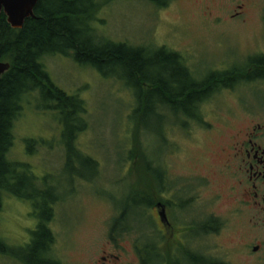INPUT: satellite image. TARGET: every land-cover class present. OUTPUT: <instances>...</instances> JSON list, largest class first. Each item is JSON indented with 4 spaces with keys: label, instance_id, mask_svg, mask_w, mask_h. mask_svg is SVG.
<instances>
[{
    "label": "rangeland",
    "instance_id": "1",
    "mask_svg": "<svg viewBox=\"0 0 264 264\" xmlns=\"http://www.w3.org/2000/svg\"><path fill=\"white\" fill-rule=\"evenodd\" d=\"M98 3L89 24L99 44L110 40L127 49L148 51L164 46L182 54L190 68L196 67L203 76L213 69L220 71L223 60L244 63L241 53L257 39L264 46L262 4L250 9L246 22L234 23L217 19L215 0H169L162 8L148 0L94 1ZM41 61L55 86L82 101L77 121L71 132L66 131L59 111L34 91L24 98L14 122L7 157L22 164L20 170H27L37 187L52 197L54 252L63 263L86 260L109 234L126 241L146 238L148 213L137 215L140 209L128 199L147 200L142 185L147 184L142 160L147 157L160 162L167 159L176 183L181 176L194 173L215 179L202 188L200 203L205 210L211 206L209 211L214 210L221 223L216 232L202 237L204 246H214L217 264H264V204L233 213L234 195L228 196L231 181L217 174L222 165L218 152L235 137H242L249 120L261 125L264 143V81L259 86L236 79L233 91L214 93L203 103L202 123L161 106L152 115L140 116L144 125L136 132L131 119L136 98L120 68L113 66L101 74L61 54L45 55ZM66 141L72 142L69 162ZM135 149L143 157L131 158ZM214 191L218 195L213 205ZM127 205L128 221L136 225L110 233V226ZM47 206L42 196L31 201L4 195L0 239L9 252L0 253V264H23L17 257ZM122 245L129 247L128 242Z\"/></svg>",
    "mask_w": 264,
    "mask_h": 264
},
{
    "label": "trees",
    "instance_id": "2",
    "mask_svg": "<svg viewBox=\"0 0 264 264\" xmlns=\"http://www.w3.org/2000/svg\"><path fill=\"white\" fill-rule=\"evenodd\" d=\"M94 1L38 0L34 17L26 18L21 28H13L6 15L3 12L0 14V62L10 64L0 79V211L5 194L31 201L36 196H42L44 205L48 204L42 220L31 232L30 242L17 257L23 264H51L45 258V252L50 238L46 223L51 214L49 204L53 200L37 187L36 179L27 170H20L22 164L7 157L13 145L14 122L23 108L24 98L37 91L44 102L51 103L59 111L66 131L71 132L82 103L76 95L70 96L52 83L41 61L45 55L72 56L76 63L90 65L101 74L113 66L120 68L128 79L127 85L133 90V96L135 94L136 105L131 119L135 121L136 132L140 125H144L140 116L152 115L161 106H169L175 115L187 114V120L204 122L202 115L192 114L191 111L195 107L198 110L200 102L218 87L212 80L229 75L233 79L240 78L236 71H232L208 75L197 82L183 66L184 61L179 53L166 47H155L148 51L142 48L127 49L125 44L110 40L99 44L89 24L100 6ZM148 1L162 6L169 0ZM163 94L169 95V99L163 101ZM153 103L155 106L152 108ZM134 138L137 142L136 136ZM65 143L69 162L72 142ZM137 151L132 150L131 158L143 157ZM142 185L145 188V183ZM135 200L134 197L128 199ZM8 252L9 247L0 239V253Z\"/></svg>",
    "mask_w": 264,
    "mask_h": 264
},
{
    "label": "flooded vegetation",
    "instance_id": "3",
    "mask_svg": "<svg viewBox=\"0 0 264 264\" xmlns=\"http://www.w3.org/2000/svg\"><path fill=\"white\" fill-rule=\"evenodd\" d=\"M215 1L219 11L217 19L221 22L223 20L234 23L246 22V16L251 8L264 5V0ZM168 4L165 2L161 8ZM262 22L264 23V16ZM179 55L184 61L183 66L189 70L190 77L197 82L202 81L208 75L232 71H236L240 77L237 78V82L254 83L261 86L259 81H264V46L260 44L258 39L253 46L241 53L244 63L223 60L221 67L224 68L220 67V71L213 69L214 71L204 76L198 73L196 67L195 69L190 68L182 54L179 53ZM232 79L233 77L230 75L227 78L224 76L220 80L213 79L212 83L218 87L200 102L198 110L195 107V110L191 111L192 114L197 113L203 117L202 106L207 99L219 90L233 91L237 82H235L236 79ZM169 97V95L163 94V101ZM202 98L203 96L200 99ZM180 116L184 119L187 114L180 113ZM260 129V124L249 120L242 137H235V141L218 152V155H222V165L217 174L231 181L228 186V191H230L228 196L234 195L235 208L233 213L244 211L246 207L255 208L264 204V195L262 194L264 187V143ZM143 161L145 162L143 174L147 179V184L145 182L142 184L145 183L144 189L147 193V200L143 202V199H136L128 202H134V206L140 209L141 212L137 215L141 214V217H145L143 211L148 213V219H144L148 228L146 238L126 241L114 239L115 233L109 234L107 240L96 249L94 254L86 260L80 261L79 264H217L214 246H204L202 237L204 233L213 234L216 232L221 223L214 215L215 211H209L211 206L205 210L206 208L204 209L200 203L202 188L210 186V183L214 184L215 179L208 177V175L194 173L189 177L179 175L182 180L176 183V180L173 179L176 174L172 173L167 159L161 162L154 158ZM217 195L218 192L215 191L211 194L213 205ZM131 198L133 199V196L129 197V199ZM49 207L51 214L46 225L50 231V238L46 247L45 258L51 264L53 262L65 264L54 252L55 235L50 224L53 215L52 204H49ZM128 208L127 205L120 212L118 218L110 226V233L117 230L126 231L135 224L128 221ZM204 211L209 212V215ZM122 242H128L129 247L122 245Z\"/></svg>",
    "mask_w": 264,
    "mask_h": 264
},
{
    "label": "water",
    "instance_id": "4",
    "mask_svg": "<svg viewBox=\"0 0 264 264\" xmlns=\"http://www.w3.org/2000/svg\"><path fill=\"white\" fill-rule=\"evenodd\" d=\"M38 0H0V14L3 12L13 28H21L25 19L34 17V7ZM10 67L8 62H0V79ZM258 246L253 250H257Z\"/></svg>",
    "mask_w": 264,
    "mask_h": 264
}]
</instances>
